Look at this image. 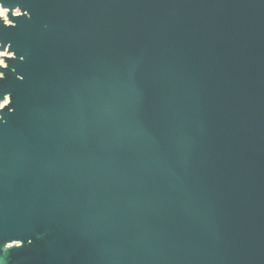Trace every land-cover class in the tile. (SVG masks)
<instances>
[{"label":"water","instance_id":"obj_1","mask_svg":"<svg viewBox=\"0 0 264 264\" xmlns=\"http://www.w3.org/2000/svg\"><path fill=\"white\" fill-rule=\"evenodd\" d=\"M0 3V264H264V0Z\"/></svg>","mask_w":264,"mask_h":264},{"label":"bare ground","instance_id":"obj_2","mask_svg":"<svg viewBox=\"0 0 264 264\" xmlns=\"http://www.w3.org/2000/svg\"><path fill=\"white\" fill-rule=\"evenodd\" d=\"M6 11H7L6 9L0 7V16L4 17V20L8 24L9 21H8L7 17L4 15ZM19 12H20L19 9H15L14 10V14H19ZM11 23H12V21H11ZM8 56H13V53L10 52L8 49L0 50V66H6L7 65L5 58L8 57ZM1 76H2V72H0V77ZM9 100H10L9 99V95H7L6 98H5V100L0 101V109H2L6 104H8L9 103ZM16 244L17 245H20L21 242L20 241H14V242L9 243L8 246L9 245L13 246V245H16Z\"/></svg>","mask_w":264,"mask_h":264},{"label":"snow or ice","instance_id":"obj_3","mask_svg":"<svg viewBox=\"0 0 264 264\" xmlns=\"http://www.w3.org/2000/svg\"><path fill=\"white\" fill-rule=\"evenodd\" d=\"M0 7H2V8H4V9H6L7 11L5 12V16L7 17V19H8V21H9V23L8 24H11V20L9 19V11H10V9L9 8H5L4 6H3V4H0ZM18 15H21V13H19ZM0 19H2V20H4V17H2V16H0ZM9 247H12L11 245H9Z\"/></svg>","mask_w":264,"mask_h":264},{"label":"rangeland","instance_id":"obj_4","mask_svg":"<svg viewBox=\"0 0 264 264\" xmlns=\"http://www.w3.org/2000/svg\"><path fill=\"white\" fill-rule=\"evenodd\" d=\"M20 13V12H19ZM0 50H2L1 48H0ZM1 72V71H0Z\"/></svg>","mask_w":264,"mask_h":264}]
</instances>
